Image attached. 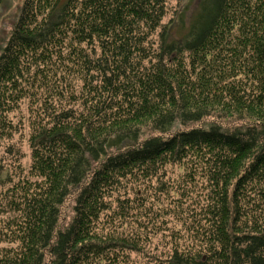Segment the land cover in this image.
I'll list each match as a JSON object with an SVG mask.
<instances>
[{
  "label": "trees",
  "instance_id": "trees-1",
  "mask_svg": "<svg viewBox=\"0 0 264 264\" xmlns=\"http://www.w3.org/2000/svg\"><path fill=\"white\" fill-rule=\"evenodd\" d=\"M166 4L24 1L0 52V264H264V0H199L168 23ZM206 119L233 125L170 132Z\"/></svg>",
  "mask_w": 264,
  "mask_h": 264
},
{
  "label": "rangeland",
  "instance_id": "rangeland-1",
  "mask_svg": "<svg viewBox=\"0 0 264 264\" xmlns=\"http://www.w3.org/2000/svg\"><path fill=\"white\" fill-rule=\"evenodd\" d=\"M24 1L25 0H2L0 3V52L4 48V46L6 45L9 39V36L13 30L15 21L17 20L20 14L21 7L24 4ZM198 3H199V0H167V4H166L167 5V16L164 18V22L168 23L171 20H177V17L180 15H185L186 18L189 19L190 16H192L195 10L197 9ZM188 21L189 20H187V22ZM172 28L174 31L173 36H181V34L184 32L183 29L176 22L173 23ZM29 111H30V103L27 101V103L23 102L20 109L13 112L15 115L14 117L17 118V120L20 122V125H21L20 131L14 137L13 141L17 143V146L18 145L21 146L22 151L25 154L24 157L22 158V164L25 167L28 166L30 163L29 146H28V141H27V138L29 135V124H28ZM213 121H217L224 126L233 125L232 121L228 119H221V120L206 119L203 123H194L187 127L176 124L171 129L170 132H176L178 130H187L192 126L197 127L200 125H203L204 127L208 128L210 123ZM2 144H0V155H3V152H4V149L1 147ZM8 170L9 172L12 171L11 166L8 167ZM183 170H184V167L180 164L168 165L166 167V174H168L167 179H170L172 183H176L177 181L181 180L182 178L181 174L183 173ZM156 184L157 183L154 182V180H152V182L145 183L143 189L148 190V188L150 187L151 189H149V192L154 193ZM137 187L138 186H136V188ZM77 191L78 189L76 188L67 197L66 201L61 206V215H60V220L58 224V227L60 228H62L64 225L66 226L70 222L73 216V205H74L75 196H76ZM170 194L174 197L173 199H171L170 203L180 201L179 198H175L179 196L175 190H172ZM161 204H166V201L162 199ZM159 209L160 208H158L157 211H160ZM173 212H174L173 208L167 207V208H164L160 213H158V216L160 218L165 219L166 217L171 215V218H173L174 223L178 226L181 225V222H182V225L188 222V217L185 215V211H183L182 214L180 215L181 222L177 219L176 215H173ZM141 220L143 224L149 223V226L151 227L150 231L144 232L145 239L150 235L153 236V232L156 228L155 225L159 223L156 216H155V219L151 221H148V218H146L145 220L144 219H141ZM133 227H137V225L134 222L129 223V225L126 226V228L129 230H132ZM139 255L140 254H133V257H136L135 260L138 262H140ZM133 257L131 255V259H133ZM45 264H50V259H48Z\"/></svg>",
  "mask_w": 264,
  "mask_h": 264
}]
</instances>
